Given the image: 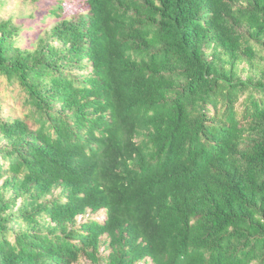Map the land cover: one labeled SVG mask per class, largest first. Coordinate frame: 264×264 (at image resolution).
<instances>
[{"label":"trees","instance_id":"trees-1","mask_svg":"<svg viewBox=\"0 0 264 264\" xmlns=\"http://www.w3.org/2000/svg\"><path fill=\"white\" fill-rule=\"evenodd\" d=\"M80 1L0 19V264H264V0Z\"/></svg>","mask_w":264,"mask_h":264},{"label":"rangeland","instance_id":"rangeland-1","mask_svg":"<svg viewBox=\"0 0 264 264\" xmlns=\"http://www.w3.org/2000/svg\"><path fill=\"white\" fill-rule=\"evenodd\" d=\"M66 10L80 9L82 2L80 0H63ZM54 0H5V3L0 7V19L10 20L12 24L20 28V40L23 47H34V34L33 27L38 28V23L43 26L45 30H49L53 25L52 17L48 16L44 12L51 8ZM7 90L3 89L2 83H0V100L5 105L9 103L12 106L14 96H6ZM19 108V105H15ZM6 112H8V106H5ZM11 114H18V111L14 107H10ZM80 218V217H79ZM98 218L101 220L103 214H99ZM84 262L86 260H83ZM89 263V262H87ZM139 264H150V262H141Z\"/></svg>","mask_w":264,"mask_h":264}]
</instances>
